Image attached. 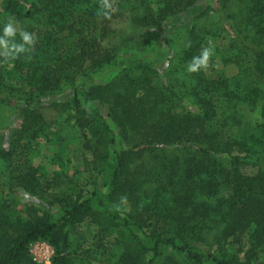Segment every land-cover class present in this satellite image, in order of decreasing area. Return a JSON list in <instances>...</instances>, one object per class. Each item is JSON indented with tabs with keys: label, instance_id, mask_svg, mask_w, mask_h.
<instances>
[{
	"label": "trees",
	"instance_id": "16d2710c",
	"mask_svg": "<svg viewBox=\"0 0 264 264\" xmlns=\"http://www.w3.org/2000/svg\"><path fill=\"white\" fill-rule=\"evenodd\" d=\"M161 1L167 11L144 20L163 24L149 27L156 60L146 61L117 41L109 0H0V36L11 20L25 47L14 58L0 47V105L12 112L0 128V264H34L38 240L54 247L52 264H77L70 236L86 221L116 230L118 264H264V0ZM209 16L230 40L222 61L238 69L233 80L188 72L198 46L172 44ZM37 18L25 44L20 33ZM186 98L195 108L183 109ZM239 107L259 110L261 122L244 126ZM20 124L67 126L83 140L90 193L56 172L51 184L30 164ZM125 203L136 210L122 217Z\"/></svg>",
	"mask_w": 264,
	"mask_h": 264
},
{
	"label": "rangeland",
	"instance_id": "374dc122",
	"mask_svg": "<svg viewBox=\"0 0 264 264\" xmlns=\"http://www.w3.org/2000/svg\"><path fill=\"white\" fill-rule=\"evenodd\" d=\"M114 19L110 25L112 31L118 32L117 41L119 44L130 46L136 45L135 51L142 55L146 61H155L156 57L153 50L148 48V39L146 38L150 28L162 23H148L144 21L148 18L156 19L160 15L161 9H164L161 0H109ZM1 10V7H0ZM167 11V8L164 9ZM38 18L27 25L26 31L32 35L35 29L40 27ZM163 25V24H162ZM160 28V26L158 27ZM217 19L209 16V19L201 20L198 23V31L194 38H190L184 32H179L172 39V44L177 51L186 49L191 43L198 46V54L203 48L208 47L212 50L202 72L206 82L219 81L222 77L230 80L235 79L238 69L233 65L223 64L222 58L229 53L231 43L227 36L219 33ZM121 33V34H119ZM113 37V35H112ZM107 79V72L96 77L97 81ZM191 82L185 83L189 88ZM187 103L183 109L195 108L192 98H186ZM243 116V125H254L260 123L259 110L252 111L248 107H239ZM12 112L7 107L0 105V128L6 127ZM23 132L22 124L15 129L17 132L16 141L20 142L19 150L24 151L30 164L43 170L42 174L48 176L49 181L53 179V173L61 175L62 184L70 183L83 189L84 194L90 193L92 182L96 173L87 168L85 157L84 141H77L73 132L68 127L55 129L46 132L35 126H25ZM24 128V129H25ZM5 164L0 163V198L6 197L8 191V178L5 172ZM256 171L250 167L243 170L246 176L255 175ZM42 187L48 189V192L60 194L61 188H53L48 181L41 179ZM51 184H53L51 182ZM107 192V191H106ZM88 196V195H87ZM144 200V198H142ZM136 207L133 204L125 203L120 208V215L125 217L133 214ZM21 206L20 210H23ZM140 215V214H139ZM147 230V229H145ZM117 232L115 229H106L96 224L86 221L77 225L70 236V253L77 264H118L115 241Z\"/></svg>",
	"mask_w": 264,
	"mask_h": 264
},
{
	"label": "clouds",
	"instance_id": "9594fccd",
	"mask_svg": "<svg viewBox=\"0 0 264 264\" xmlns=\"http://www.w3.org/2000/svg\"><path fill=\"white\" fill-rule=\"evenodd\" d=\"M104 7L108 8L110 5L107 4V0H105ZM107 13H105L106 15ZM3 35L0 36V47H3L9 55H11L13 58L18 55L19 53H22L25 51L24 44H17L12 40L11 38H14L16 36V29L13 26V21H9L8 23L3 25ZM22 40L25 44H31L33 43V37L28 32H21L20 33ZM10 42L11 47H10ZM212 54V50L208 47L203 48L202 52L199 56H194L192 58L191 63L187 66V71L190 73L198 72L202 67H205L207 64V61L209 57Z\"/></svg>",
	"mask_w": 264,
	"mask_h": 264
},
{
	"label": "built area",
	"instance_id": "2783aa9c",
	"mask_svg": "<svg viewBox=\"0 0 264 264\" xmlns=\"http://www.w3.org/2000/svg\"><path fill=\"white\" fill-rule=\"evenodd\" d=\"M55 256L54 247L46 241L38 240L29 247V257L34 264H52Z\"/></svg>",
	"mask_w": 264,
	"mask_h": 264
}]
</instances>
